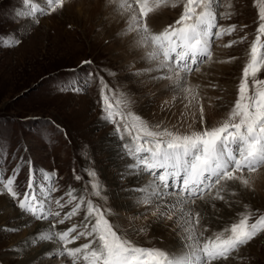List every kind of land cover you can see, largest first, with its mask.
<instances>
[{
  "label": "snow or ice",
  "instance_id": "1",
  "mask_svg": "<svg viewBox=\"0 0 264 264\" xmlns=\"http://www.w3.org/2000/svg\"><path fill=\"white\" fill-rule=\"evenodd\" d=\"M68 2L22 0L24 10L16 15L39 26L42 18L61 14ZM106 5L124 22L113 39L126 40L148 64L141 68L130 64L131 76L144 85L165 82L172 95L162 102L161 111L171 115L176 103L184 111L171 127L163 121L150 123L134 111L136 99L130 91L113 88L105 79L117 72L96 67L90 59L82 61L81 66L90 68L85 84L93 78L99 81L100 120L114 126L113 135L119 141L109 146L123 161L117 170L118 191L100 178L95 160L85 155L87 165L81 172L72 170L73 179L82 181L83 187L68 185L61 193L57 170L37 168L26 155V145H18L17 151L10 147V139L0 137V196L7 197L16 211L13 226L0 227V234H18L39 222L27 238L4 251L13 255L16 264H228L230 260L243 264V250L264 235V212L243 205L235 222L217 226L225 209L239 206L237 197L243 191H254V174L264 170V0H253L257 12L248 59L236 98L215 125H209L207 109L223 107L218 104L222 97L208 96L207 91L224 89L212 81H194L205 74L203 65L237 59H219L217 48L248 42L244 31L248 26L230 22L238 15L234 0H106ZM168 8H179L178 17L162 30H153L152 19ZM224 37L233 38L219 43ZM20 43L22 37L0 38V47ZM59 90L84 91L75 78ZM51 123L67 137L60 125ZM184 123L188 131L180 130ZM12 160L15 166L9 170ZM25 168L27 179L22 182ZM145 176L148 180L141 184ZM121 193L141 209L129 218L136 234L167 224L179 248L144 247L131 239L116 222L119 215L111 203ZM137 220L144 223L137 225ZM82 240L86 242L77 245ZM42 245L48 250L35 252Z\"/></svg>",
  "mask_w": 264,
  "mask_h": 264
},
{
  "label": "rangeland",
  "instance_id": "2",
  "mask_svg": "<svg viewBox=\"0 0 264 264\" xmlns=\"http://www.w3.org/2000/svg\"><path fill=\"white\" fill-rule=\"evenodd\" d=\"M75 1L69 0L61 14L44 17L39 26H32L30 18L16 15L24 10L22 0H0V38L6 41L13 37H22L19 46L0 47V137L3 140L10 139V147L16 148L17 151H19L18 145H26L28 149L26 155L31 157L37 168L57 170L59 177L62 178L61 193L67 191L68 185L78 190L83 187L82 181L73 179L72 170L75 168L77 173L81 172V169L87 165L85 155H90L95 160V167L100 170V178L109 187H113L107 179V171L111 173L113 171L107 168V156L102 154V146L107 138L116 139L113 135L114 126L100 120L99 81L93 78L91 83L85 84L86 73L90 68L87 65L81 66L82 61L90 59L96 67L109 68L117 72L115 77L105 76V79L113 88L131 92L136 99L134 111L150 123L163 121L151 113L149 97L139 94V89L135 87L139 83L135 78H131L129 65L132 64L131 60L138 58L139 55L134 56L129 53L132 48L126 40L113 39L114 33L123 26L124 22L116 16L112 6L106 5V0ZM234 4L238 15L230 22L248 26L244 30L248 34V42L232 48H217L216 51L225 49L227 58L237 57L230 63L233 67L229 70L228 63L227 65L224 63V69L228 70L225 74L221 69L218 70L219 73H211L212 75L209 73L213 78L202 75L200 81L203 83L212 81L224 89V91L209 89L216 93L213 97H222L218 103L223 105L221 111L223 113L214 118L209 125H215L222 120L234 102L242 68L248 59L249 42L254 38L257 9L253 6V0H234ZM164 11L162 13L168 17L162 18L164 22L156 31L173 23L180 10L168 8ZM222 23L228 22L222 21ZM231 38L233 37H224L219 43H227ZM106 40L109 43H105ZM205 65L202 66V71L205 70ZM141 67H148V64L135 65V68ZM73 69H76L75 73ZM100 75L105 74L101 72ZM73 78L80 82V87L84 91L61 92L59 89ZM225 81L229 90L225 89ZM51 121L60 125L68 133L67 137L63 132L57 131ZM164 125L172 126L165 122ZM180 130L189 129L182 126ZM14 166L15 160H12L8 165L9 170ZM26 179L27 168L21 174L20 181L24 182ZM1 197L7 199L5 196H0V199ZM237 200L240 202L238 207L224 210L226 215H223L221 226L218 228L223 227L225 223L235 222L238 219L237 213L244 210L243 205L264 212V195L259 198L246 190L237 197ZM111 203L114 206V199ZM123 214L124 212L118 213L119 219L116 222L128 231L131 239L136 243L144 247L155 246L170 251L160 238L152 237L150 233L136 234L129 224H123L120 221ZM11 221V217L6 218L5 221L0 218V227L13 226ZM22 232L0 234L2 264H16L13 255L4 249L18 242L17 238ZM84 242L86 241L82 240L77 243ZM243 255L246 257L243 264H264V235L245 248ZM228 264H240V262L230 260Z\"/></svg>",
  "mask_w": 264,
  "mask_h": 264
},
{
  "label": "bare ground",
  "instance_id": "3",
  "mask_svg": "<svg viewBox=\"0 0 264 264\" xmlns=\"http://www.w3.org/2000/svg\"><path fill=\"white\" fill-rule=\"evenodd\" d=\"M74 2H76V1L74 0ZM163 11L164 10H162L161 13ZM167 17H168V15H166L165 13H162L160 15L157 14L151 21V26H152L153 30L159 29L160 25H162V22H164V21H162V18L166 19ZM129 53L134 54V56L139 55V56H137L138 58H136L137 60L136 59L131 60L132 63L134 62L135 65H139V64L144 65V63H145L147 65L146 62L141 61V59H140L141 53L139 51L132 49ZM216 56L219 59H226L227 58L226 50L225 49L217 50ZM121 58H122V56H121ZM207 65L208 64L205 65L207 68L205 67L204 68L205 70H203L205 73V77L208 76V77L213 78L212 76H209V73L210 74L211 73L216 74V73H219L218 70H221V69H222V71H224V74L228 71L227 69H224L225 66H223V64L220 65V63L214 64L213 66H210V67H209V65L208 66ZM226 65H227V63H226ZM232 67L233 66L230 65V63H228L227 68L230 70ZM222 71H220V72H222ZM131 78H133V77L131 76ZM200 80H202V75H200L198 77V80H196L194 82H199L201 84H207V83H203ZM225 85H226L225 89L229 90L227 82L225 83ZM135 87L137 88V90L139 89V92H140L139 94H144V95H147L149 97L148 100H149V102H151L150 110H151V113H153L156 116V118L163 120L165 123H167L169 125H176L177 124V121L181 118L180 113L182 111H184L183 106L179 103H176L175 106L171 109V113H172L171 115L169 114L168 111H161L160 106H161L162 102L165 100H170L171 95H172L171 93H169L166 90V88L162 82H159L157 84H147V85L137 84ZM207 95L213 97L214 95H216V93L208 90ZM145 102H147V99L145 100ZM218 104H220V103H218ZM221 111H223L222 107L215 108V109H207L208 123H210L212 120H214V118H216L217 116L221 115L223 113ZM183 126L188 127L187 123H184ZM102 142H104V141H102ZM118 143H119V141L115 138H107V141H105L103 143V146H102V148H103L102 154L107 156V162H108L107 168L109 167L113 171L112 173L107 171V179L113 185L112 188L117 190V191H118V185L120 184V181L117 177V170L122 166L123 161H120L116 158L115 150L109 146L115 145ZM147 180H148V177H143V179L140 180V183L141 184L146 183ZM125 183H131V181H125ZM263 187H264V170H261L260 172L254 174V191H250V192L254 193L256 196H258L260 198V197H262V195H264V194H262ZM120 196H121V198L114 199V208H115V211L118 213L124 212V214L121 216L120 221L123 224H129V218L138 214L141 211V209L135 207L131 200L124 199L123 198L124 193H121ZM0 211H1L0 218L2 221H5L6 218H9V217H11L13 219V217L16 215V211L13 210V206L10 203V200H8L4 197H1V199H0ZM225 213L223 215H226ZM228 213L229 212H227V214ZM222 217H224V216H222ZM143 223H144L143 220H137L136 221L137 225H141ZM220 223H221V221L219 222L217 227L221 226ZM38 225H39V222H37L36 225L33 226L31 229L23 230L22 234L17 238L18 242L12 243L11 246L17 245L22 240L27 238L32 232H34L36 230ZM148 233H150L152 237L160 238L162 243L170 251H176L179 248L178 238H177L176 234L172 231L171 227L167 224H163V225H160L158 227H154L152 230H149ZM44 250H48V246L42 245L35 252H40V251H44Z\"/></svg>",
  "mask_w": 264,
  "mask_h": 264
}]
</instances>
